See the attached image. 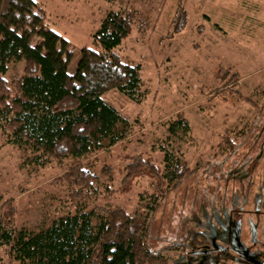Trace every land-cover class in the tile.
<instances>
[{
  "label": "rangeland",
  "instance_id": "1",
  "mask_svg": "<svg viewBox=\"0 0 264 264\" xmlns=\"http://www.w3.org/2000/svg\"><path fill=\"white\" fill-rule=\"evenodd\" d=\"M36 1L48 25L70 42L68 72L79 47H94L92 34L104 15L128 11L130 29L115 50L139 64L146 95L135 102L115 89L105 92L104 100L128 120L127 134L82 159L40 164L0 138L6 221L38 229L73 212L64 174L75 163L99 179L88 208L121 206L149 216L156 180L145 167L127 181L124 167L139 155L162 169L166 150L194 173L162 193L150 215L149 248L162 249L166 264H205L206 244L194 240L201 232L207 247L229 253L225 260L210 257L212 264H264V0ZM21 68L10 65L6 78ZM178 117L187 132L168 131ZM228 139L234 142L229 153L223 152L232 147H224Z\"/></svg>",
  "mask_w": 264,
  "mask_h": 264
},
{
  "label": "trees",
  "instance_id": "2",
  "mask_svg": "<svg viewBox=\"0 0 264 264\" xmlns=\"http://www.w3.org/2000/svg\"><path fill=\"white\" fill-rule=\"evenodd\" d=\"M131 20L123 7L108 11L92 34L94 47H79L76 65L68 72L70 42L48 25L45 9L36 0H0V138L28 150L40 164L82 159L123 139L129 122L103 94L115 89L135 102L145 98L139 64L123 60L115 50ZM17 63L21 73L6 78L10 65ZM176 130H188L182 117L168 125L169 132ZM223 141L224 147L232 146L224 148L229 153L234 142ZM162 164L158 169L138 155L124 167L127 181L145 167L156 180L146 204L150 215L165 192L194 173L166 150ZM64 176L74 210L46 226L17 228L0 206V264H166L162 249L147 244L150 215L121 206L88 208L97 175L75 163ZM194 240L206 244L205 264H212L213 256L229 257L225 247H207L201 232Z\"/></svg>",
  "mask_w": 264,
  "mask_h": 264
},
{
  "label": "flooded vegetation",
  "instance_id": "3",
  "mask_svg": "<svg viewBox=\"0 0 264 264\" xmlns=\"http://www.w3.org/2000/svg\"><path fill=\"white\" fill-rule=\"evenodd\" d=\"M261 234L264 235V228H263ZM255 236H256V234L254 235V237H255ZM253 242H254V238H253ZM249 259H250V258H249ZM250 260H251L250 262H253L254 264H257V263L255 262V259H250ZM257 262H258V261H257ZM259 264H261V263H259Z\"/></svg>",
  "mask_w": 264,
  "mask_h": 264
}]
</instances>
